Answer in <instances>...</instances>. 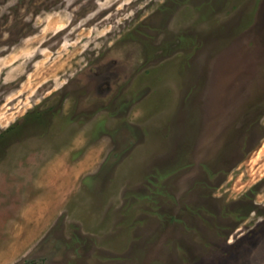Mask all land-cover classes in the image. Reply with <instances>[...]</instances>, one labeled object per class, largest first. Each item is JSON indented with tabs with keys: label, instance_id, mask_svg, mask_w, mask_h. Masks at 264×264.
<instances>
[{
	"label": "rangeland",
	"instance_id": "rangeland-1",
	"mask_svg": "<svg viewBox=\"0 0 264 264\" xmlns=\"http://www.w3.org/2000/svg\"><path fill=\"white\" fill-rule=\"evenodd\" d=\"M0 264H264V0H0Z\"/></svg>",
	"mask_w": 264,
	"mask_h": 264
}]
</instances>
